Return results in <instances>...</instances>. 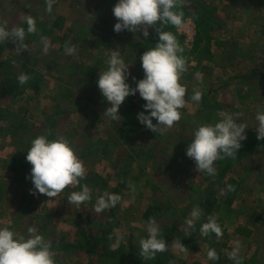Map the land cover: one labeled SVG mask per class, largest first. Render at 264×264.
I'll return each instance as SVG.
<instances>
[{
  "label": "rangeland",
  "instance_id": "rangeland-1",
  "mask_svg": "<svg viewBox=\"0 0 264 264\" xmlns=\"http://www.w3.org/2000/svg\"><path fill=\"white\" fill-rule=\"evenodd\" d=\"M117 3L56 0L48 13L46 0H0V22L7 21L9 29L24 27L28 45L20 51L11 40L0 43V109L10 118L0 120V129L8 128L0 130V229L27 237L29 227L37 228L51 244L57 264H235L226 253L237 242L242 264H264V140L255 137L256 113L264 112V0H185L177 9L189 13L184 27L177 31L169 25L165 31L176 35L188 61L180 81L187 88V103L179 109L181 120L162 134L139 122L138 113L146 104L139 92L121 105L119 122L104 116L110 105L97 82L111 51L120 52L130 72L126 82L135 88L144 78L140 57L156 41V34L150 38L151 28L148 37L128 30L116 33ZM27 14L36 21L35 34H27L22 21ZM196 16L205 23L198 24ZM46 26L53 32L46 33ZM41 36L48 37V54L43 53ZM66 44L75 45L76 53L66 54ZM21 73L31 77L24 85L17 79ZM194 88L202 92L198 103L191 100ZM221 112L243 113L237 123L248 125L246 140L255 147L242 141L237 156L217 161L216 175L207 176L195 170L186 151L194 131L214 125ZM153 123H158L155 118ZM52 128L55 136L50 140H69L86 177L79 186L70 185L50 198L30 194L32 165L26 155L31 141ZM84 184L92 199L77 209L67 197ZM229 184L235 191L221 195ZM104 192L122 199L115 208L96 214L93 206ZM196 206L202 215L188 228L186 221ZM149 209L168 250L145 261L138 242L148 236ZM209 215L218 218L222 238L200 235ZM108 227L111 237L105 233ZM91 235L102 241L110 237L111 245H122L121 252L106 255L103 244L88 251ZM174 241L188 252L174 248ZM212 248L218 261L207 258Z\"/></svg>",
  "mask_w": 264,
  "mask_h": 264
},
{
  "label": "clouds",
  "instance_id": "clouds-1",
  "mask_svg": "<svg viewBox=\"0 0 264 264\" xmlns=\"http://www.w3.org/2000/svg\"><path fill=\"white\" fill-rule=\"evenodd\" d=\"M55 3L56 0H46L48 13L52 12ZM184 4L185 0H118L113 7L114 17L118 20L114 31L120 33L128 30L148 37L151 28L158 34L159 42L140 57L144 78L137 82L135 88L126 82L130 72L120 52L111 51L107 60L108 67L100 71L97 82L100 92L110 105L104 116L119 122L121 105L128 96H134L139 92L146 104L143 106L145 111L138 113V120L146 126L147 130L162 134L181 120L179 109L184 108L187 103L185 99L187 88L180 81L182 74L188 71V61L181 55L184 48L178 42L176 35L164 29L169 25L177 31L184 27V12L177 11ZM22 21L28 26L27 34L37 32L36 21L31 14L23 15ZM158 22H160L159 26ZM25 38L24 27L17 26L9 29L7 21L0 22V43L11 40L18 50L24 51L28 47ZM40 43L43 46V53L48 54L50 49L48 37L41 36ZM76 51L75 45H65L66 54L73 55ZM17 79L20 85H24L31 77L21 73ZM201 99L202 92L194 88L191 100L198 103ZM219 115L222 118L214 125H201L194 131V138L186 151L187 157L195 162V170L207 176L216 175L217 161L229 157L235 158L242 147L241 142L247 139L245 130L248 125L237 123V119L243 116V113L221 112ZM153 118L158 123L154 124ZM255 119L258 122L255 128L257 138L264 140V112L258 111ZM26 160L32 165L30 176L27 177L34 185V188L30 190L32 195L45 194L50 198L57 197L68 186H79L80 181L86 177L83 161L78 158L69 140L62 136L54 140H49L45 135L37 136L31 141ZM128 185L135 194V185L131 180L128 181ZM232 191H235V186L229 184L221 190V195ZM91 199V190L87 184L82 185L80 191H73L67 197L70 204L77 209ZM121 199L120 195L104 192L102 195H97L92 210L100 214L115 208ZM201 215L202 209L199 206L194 207L190 218L186 221L187 227L193 228L195 221ZM146 230L147 238H141L138 242L139 255L145 261L155 258L157 253L168 250L165 239L158 238L160 229L154 217L149 219ZM181 230H184L183 226ZM199 232L203 237L214 233L217 239L224 235L222 226L214 215L207 217V222L201 225ZM27 233L25 237L8 228L0 229V264H57L51 244L44 239L38 229L29 227ZM172 245L183 253L188 252V249L180 242L174 241ZM240 251L241 246L237 242L232 251L226 254L235 264H242L243 257ZM207 258L211 261L219 260L214 248L208 250Z\"/></svg>",
  "mask_w": 264,
  "mask_h": 264
},
{
  "label": "trees",
  "instance_id": "trees-1",
  "mask_svg": "<svg viewBox=\"0 0 264 264\" xmlns=\"http://www.w3.org/2000/svg\"><path fill=\"white\" fill-rule=\"evenodd\" d=\"M187 14H189V13H184V18L187 16ZM196 18V20H197V22H198V24H201L200 22L202 21L203 23H205V20H203L202 19V17H199V16H196L195 17ZM202 19V20H201ZM199 20H200V22H199ZM57 23H55V25H59V28L61 27V25L58 23V20L56 21ZM210 22V21H209ZM158 23H160V22H158ZM165 28H167V27H165ZM45 30V32L46 33H50V32H53V29H49V28H47V26H46V28L44 29ZM164 30H166V29H164ZM155 34H156V41L154 42V44L152 45V46H150V48L151 47H154L158 42H159V37H158V34L154 31V35H152V36H150V38H152V37H154L155 36ZM149 40H147V42H148ZM147 51V50H146ZM36 86L35 87H38V85H37V83H34ZM7 87V89L8 88H10V89H12L13 88V85H11V83H8V85L6 86ZM8 118V114H7V112L5 113V111L3 110V109H0V120H4V119H7ZM8 119H10V118H8ZM13 120V119H12ZM11 123H12V121H11ZM18 126V125H17ZM12 128V127H11ZM10 128V129H11ZM15 127H13L12 128V131H13V129H14ZM8 128H5V127H3L2 129H0V130H7ZM16 131V130H15ZM15 133V132H14ZM41 135V134H40ZM43 135H45L49 140H50V138L51 137H54L55 136V130H53V128L51 129V130H48L46 133H44ZM39 136V135H38ZM255 137H257V134H255ZM251 144V148H253L252 150H254V147H255V143H252L251 141H249V140H246L245 141V143L244 144ZM17 166L18 165H14L12 168L14 169V170H17ZM126 173H128V171H127V169H126ZM124 184V183H123ZM150 209H152V207L150 208ZM150 209H149V211H148V213L146 214V219H150V218H152L153 217V214H152V212L150 211ZM203 216H205V215H203ZM109 221H108V223H107V226H110L111 225V222H112V214L111 215H109ZM111 221V222H110ZM206 221H207V219H206ZM227 225V224H226ZM105 226V225H104ZM228 226V225H227ZM106 227V226H105ZM91 229V228H90ZM92 230V229H91ZM90 230V231H91ZM90 231H89V233H90ZM107 231H109V236H110V231H111V227H108L107 229L105 228V233L107 232ZM92 236V238L91 239H89L88 237H87V242H88V245L86 246V248H87V250L88 251H90V250H95L97 247H99V248H101V244H103V246H102V250H103V252H104V254H106V255H117V254H119L121 251H120V248L122 247V245H121V247H119V245H111V244H113V243H110V237H109V240H108V238L106 237L105 238V240H103L102 241V237H96V236H93V235H91ZM67 248H68V246H66Z\"/></svg>",
  "mask_w": 264,
  "mask_h": 264
}]
</instances>
